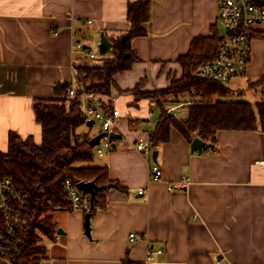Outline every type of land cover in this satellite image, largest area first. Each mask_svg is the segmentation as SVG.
I'll list each match as a JSON object with an SVG mask.
<instances>
[{"label":"crops","instance_id":"crops-1","mask_svg":"<svg viewBox=\"0 0 264 264\" xmlns=\"http://www.w3.org/2000/svg\"><path fill=\"white\" fill-rule=\"evenodd\" d=\"M136 1L0 0V153H7L10 133L42 144L34 105L52 98L58 84L75 86L76 67L97 64L76 43L97 59L110 57L100 53L101 35L110 42L127 32L128 5ZM217 18V0H152L147 34L132 41L137 63L114 76L111 95H101L119 112L109 132L116 138L103 155L96 152L91 167L107 168L119 187L106 191V208L91 216L89 236L86 213H55L65 234L40 245L47 253L39 264H123L127 257L144 264H264V132L220 131L216 148L198 153L171 128L156 149L136 148L151 142L163 111L142 95L165 91L183 76L180 57L195 39L212 36ZM263 75L264 25L255 29L246 73L229 86L243 89ZM263 95L264 84L244 97L255 103ZM154 164L162 181L151 179ZM180 182L183 190L169 191Z\"/></svg>","mask_w":264,"mask_h":264},{"label":"trees","instance_id":"trees-1","mask_svg":"<svg viewBox=\"0 0 264 264\" xmlns=\"http://www.w3.org/2000/svg\"><path fill=\"white\" fill-rule=\"evenodd\" d=\"M151 7L152 0H138L128 5L131 28L110 41V50H100L102 56L110 57L97 59L94 67L75 68V95L72 99L68 97V89L72 86L64 83L55 86L52 98L34 105L36 121L43 132L40 146L32 137L22 140L10 133L8 151L0 153V181L10 179L23 197L19 204L23 222L17 234L10 237L7 254L0 259V264H39L46 258L47 250L39 245L41 237L38 232L50 240L57 234L56 211L49 202L67 206L62 189L66 180L94 183L98 191L93 203L98 210L106 208V191L119 187L110 181L107 168L84 165L94 160L96 148L90 146L91 136L80 132V128L86 125L82 97L84 94L111 95L114 76L131 70L137 63L132 41L146 36L145 25L151 20ZM221 42L217 28L212 36L195 39L190 51L179 59L183 76L172 80L170 88L165 91L142 95L153 98L158 106L170 98L177 101L188 96L190 99L193 91L202 99L191 105L186 121H177L163 110L151 135L150 150L169 141L171 128L177 129L190 143L200 138L211 148H216L220 131L264 132V95L255 103L244 97L247 91H257L264 84V75L256 81H249L243 89H234L229 83L203 80L196 74L200 64L216 57ZM138 92L139 88L133 91L140 95ZM95 212L89 214L92 216ZM123 264L144 263L127 257Z\"/></svg>","mask_w":264,"mask_h":264},{"label":"built area","instance_id":"built-area-1","mask_svg":"<svg viewBox=\"0 0 264 264\" xmlns=\"http://www.w3.org/2000/svg\"><path fill=\"white\" fill-rule=\"evenodd\" d=\"M218 18L216 27L224 30L221 35L222 42L218 48L216 57L209 62L200 64L196 74L200 79L212 80L221 84H228L233 79L243 76L246 73L251 57V46L255 29L264 25V0H217ZM92 24L91 21H88ZM77 51H82L91 60L96 61L97 56L88 52L81 43L75 44ZM75 95L73 87L68 89V97L72 99ZM187 102L163 103L162 107L166 115L177 120L184 121L189 117L190 107L193 103L201 102L200 96H196L193 91ZM84 115L86 123L92 121L101 126V134H107L95 146L96 152L103 155L104 149H111L112 141L109 136L114 118L119 116L117 110L111 111L109 102L103 96L95 94H84L82 97ZM136 148L141 152L150 151V143L140 142ZM264 165V163H263ZM151 179L154 182L162 181L163 171L158 164H154L150 169ZM185 184L180 182L168 186L169 191H181ZM67 206L62 204L54 205V211H75L80 210L86 214L98 210L91 195L85 194L78 188V183L66 180L62 186ZM23 202V197L14 188L10 179L0 181V259L7 254V243L11 236L17 234L22 226L23 218L19 204ZM39 245L48 242L50 239L40 232ZM58 239V235H55ZM54 237V238H55ZM131 243L137 241V235H130ZM157 253H161L158 251ZM152 249L149 250V258L152 256Z\"/></svg>","mask_w":264,"mask_h":264},{"label":"water","instance_id":"water-1","mask_svg":"<svg viewBox=\"0 0 264 264\" xmlns=\"http://www.w3.org/2000/svg\"><path fill=\"white\" fill-rule=\"evenodd\" d=\"M99 48L105 49V50H110L112 48V44L108 41V39L106 38V36L104 34L101 35V43L99 45ZM92 125H93L92 121H88L86 123L87 127H91ZM105 136H107V134H101V135L94 137L90 141V146L95 147L96 145H98L100 143V140ZM109 136H110L111 140L113 138H116L115 134H110ZM209 148H211V145L205 143L200 138L194 139L191 143V151L192 152L202 153L204 149H209ZM156 159H157V152H154L153 153V160L156 161ZM78 188L83 193L91 195L92 200H94L96 192L98 191L97 186L92 182L91 183L80 182V183H78ZM90 219H91V215L89 213L86 214V216H85V230H86V234L88 236L90 235ZM57 234L63 235L65 233L61 229H58Z\"/></svg>","mask_w":264,"mask_h":264},{"label":"rangeland","instance_id":"rangeland-1","mask_svg":"<svg viewBox=\"0 0 264 264\" xmlns=\"http://www.w3.org/2000/svg\"><path fill=\"white\" fill-rule=\"evenodd\" d=\"M224 30L220 31L221 35H224ZM80 132L81 133H86L90 136L93 135H98L99 133H101V126L99 124H94L92 127H87L86 125L84 127L80 128ZM99 157L97 155H95L94 161H98ZM92 163H86L84 164L85 166H92ZM57 213V212H56Z\"/></svg>","mask_w":264,"mask_h":264}]
</instances>
